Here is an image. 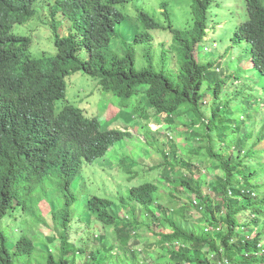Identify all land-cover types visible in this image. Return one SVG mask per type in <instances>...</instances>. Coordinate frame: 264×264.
<instances>
[{"label":"trees","instance_id":"1","mask_svg":"<svg viewBox=\"0 0 264 264\" xmlns=\"http://www.w3.org/2000/svg\"><path fill=\"white\" fill-rule=\"evenodd\" d=\"M37 1L0 0V264H76L78 254L85 255V264H110L116 243L108 233L99 231L89 238L99 244L91 248L76 238L78 222L86 217L105 229L114 226V234L124 240L117 247L129 249L136 259L129 242L140 226H148L140 223L139 209L155 223L164 218L169 224L158 234L163 253L158 258L167 260L146 264H264V225L256 227L264 223V173L253 161V148L244 151L240 142L235 153L226 144L229 127L233 132L241 128L229 115L226 97L238 78L235 72L227 74L212 54L217 42L209 45V10L215 0H193L185 26L174 25L167 1L161 4L164 21L140 11L142 30L123 53L110 46L121 39L117 27L126 18L116 6L129 0H45L56 51L34 55L32 36L14 27L36 16ZM244 1L248 19L234 33L248 45L240 61L249 56L264 77V0ZM65 18L73 24L68 35H61ZM159 30L170 33L171 42L167 48L162 45L157 58L153 36ZM140 44L144 49L139 58ZM79 72L94 78L97 89L111 96L118 107L110 106L113 110L130 109L138 118L132 122L145 125V140L138 147L157 146L160 132L149 127L152 121L167 124L170 131L185 127L190 155L174 136L163 137L164 162L152 168L162 172L170 166L184 172L167 178L174 188L171 199H176L170 204L178 200L176 206L161 203L159 186L151 179L140 180L118 197L101 187L79 202L81 180L87 176L81 175L84 167L107 156L116 160L118 143L131 136L128 128H104L97 115L65 103L68 77ZM182 117L184 123L178 121ZM134 159L135 152L133 157L122 154L120 162L134 164ZM204 167L220 171L207 191ZM43 198L51 206L53 222L52 235L44 237L53 251L46 253L37 247L41 233L36 229L47 223L37 210ZM200 209L209 214L211 230H184L180 221L194 218ZM17 212L22 216L19 227L13 225ZM78 215L81 220H76ZM106 241L111 244L106 246Z\"/></svg>","mask_w":264,"mask_h":264},{"label":"rangeland","instance_id":"2","mask_svg":"<svg viewBox=\"0 0 264 264\" xmlns=\"http://www.w3.org/2000/svg\"><path fill=\"white\" fill-rule=\"evenodd\" d=\"M163 1H167L170 5V14L175 26L186 25L189 17H191V4L193 0H129L128 2L118 4L116 8L126 15V18L122 21V24L117 27L121 39L114 40L111 44V48L120 53H123L126 48H128L127 43L133 42L136 39L138 32L142 30L141 22L137 19L140 11H147L154 14L158 19L165 20V15H163L164 9L161 7ZM52 1H50L51 3ZM36 8L38 13L36 16L24 24H17L14 30L19 34H28L32 36L33 42L31 45V51L34 55H39L43 51L49 53H55L56 47L54 44V34L52 30V17L49 2L45 0H38L36 2ZM209 16L211 18L210 28H209V40L211 42L209 45L212 47V43L215 40L217 46L215 47L214 57L221 62V67L226 70L227 74L235 72L238 81L231 86L226 94L227 103L229 108V115L234 116L236 120L240 123L241 128L236 131L231 130V126L226 131L228 138L226 140L227 147L232 149L235 153L238 152L237 144L242 142L244 151H248L251 148L254 149L255 155L253 157L254 163H256L257 168L263 170L264 173V77L260 76L258 72L253 68L250 62L249 56L242 63L240 61L242 49L248 50L247 44H241L239 40L234 37V33L239 30L241 23L248 19L247 7L244 0H215L209 10ZM63 16V15H62ZM66 19V20H65ZM64 19V28L61 29V35H68V29L73 22ZM68 28V29H67ZM170 33H166L164 30H159L154 32V45L153 50L156 53V57L159 58L161 54V49L163 47L167 48L166 45H170L171 37ZM122 42V44H120ZM163 45V47H162ZM203 44L199 46V51H202ZM139 49L140 57H142L143 45L137 46ZM85 50L80 52V55L84 56ZM202 55V53L200 54ZM232 71V72H231ZM244 82L245 85L242 87L240 83ZM96 81L94 78L79 72L67 80V101L65 103L78 106L89 115H97L102 120L104 128H128L131 132L130 138H126L119 142V149L116 150V160H111L107 156L105 158L99 159L94 164L86 165L82 171L84 176L87 174L85 179L81 180L82 192L79 197V202L83 204L86 199L94 194H98L99 189L103 187L107 194L118 197L119 193L127 194L129 188L138 183L142 179H151L154 181L160 190V195L162 197L161 203L166 205L176 206L175 203H171L176 199H171L170 192L174 191L173 186L169 184L167 178L180 177L182 170H176L170 166H167L162 172L158 170H153L152 168L164 162L161 150H165L161 143V139L164 137L171 139L173 136L177 143L181 144V147L186 150V155L189 156L188 150L192 146H187L185 143V135L183 125H180L178 131L175 129L170 131L167 124L152 121L149 127L152 131H159L160 136L157 146L148 147L138 145L145 140V125L143 123L132 122L133 119H138L134 116V113L130 109H116L113 110L110 106L118 108L115 103L111 101V96L107 95L103 91H99L96 86ZM145 88H143L144 90ZM65 103H61L63 106ZM144 103H146L144 101ZM184 123V117L180 120ZM135 152V163L134 164H122L121 158L122 154L126 157H133ZM205 153V151H204ZM207 162V161H206ZM251 163V162H250ZM261 164V165H260ZM214 167V164H211ZM203 176L207 182H205L204 190H208V182L214 179L216 174L220 171H210L207 168H203ZM88 177V178H87ZM80 180V179H79ZM79 180L75 182V190L79 189ZM264 180V175H263ZM177 191V190H176ZM177 193H183L178 192ZM37 210L39 209V215L46 219L47 223H41L36 226L39 233L37 234V247L43 250L45 253L53 251L45 242L44 237L46 235H52L53 222L52 215L50 213L51 206L47 199L43 198L37 205ZM155 210V207H152ZM196 216L187 221H180L182 228L188 232L191 231H206V229L211 230V226L208 225L209 214L205 209H200L199 212H195ZM163 217L162 214H158ZM15 223L13 225L20 226V220L22 216L17 212L15 215ZM138 219L141 224L148 223L147 225L140 226L139 232L135 235L137 238L134 242V238L130 240V246L136 250L137 258L135 259L132 252L129 249H120V245L123 244V238L120 240L117 235H115V227L110 226L109 229L103 228L102 225L91 223L88 217L83 220L81 216H77L76 220H81L78 222V240L81 245H86L87 241L89 243V248L99 246V244H94L92 239L99 231L108 233L110 237L115 240L116 248L111 253L112 261L110 264H133V260L137 264L151 263L152 261H164L167 259H159L162 250L160 247V241L158 234L161 231L167 230L169 228L168 222L163 218L160 222L155 223L151 216L147 212L139 209L137 212ZM246 219L251 217L250 211L246 214ZM239 218H242L240 215ZM75 220V221H76ZM264 223H258L257 228H260ZM86 226V229H85ZM250 230V226L248 227ZM40 235V236H39ZM94 244V245H93ZM106 246L111 244L110 241H106ZM117 245H119L117 247ZM119 249V250H118ZM113 254V255H112ZM210 256V255H209ZM85 255L76 256V264H85ZM170 263V262H169ZM172 263V262H171ZM163 264H168L164 262ZM174 264V263H172Z\"/></svg>","mask_w":264,"mask_h":264},{"label":"clouds","instance_id":"3","mask_svg":"<svg viewBox=\"0 0 264 264\" xmlns=\"http://www.w3.org/2000/svg\"><path fill=\"white\" fill-rule=\"evenodd\" d=\"M51 1H53V0H51Z\"/></svg>","mask_w":264,"mask_h":264}]
</instances>
